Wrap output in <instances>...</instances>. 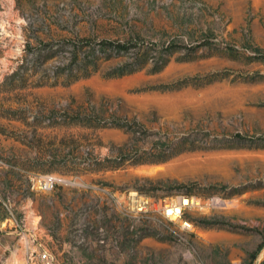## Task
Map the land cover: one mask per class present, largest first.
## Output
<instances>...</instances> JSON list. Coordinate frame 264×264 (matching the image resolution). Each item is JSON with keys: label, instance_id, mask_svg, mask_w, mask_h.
<instances>
[{"label": "rangeland", "instance_id": "rangeland-1", "mask_svg": "<svg viewBox=\"0 0 264 264\" xmlns=\"http://www.w3.org/2000/svg\"><path fill=\"white\" fill-rule=\"evenodd\" d=\"M103 40L149 55L53 83ZM131 190L224 203L186 211V229L131 210ZM43 249L55 264H264V0H0V264Z\"/></svg>", "mask_w": 264, "mask_h": 264}, {"label": "built area", "instance_id": "built-area-1", "mask_svg": "<svg viewBox=\"0 0 264 264\" xmlns=\"http://www.w3.org/2000/svg\"><path fill=\"white\" fill-rule=\"evenodd\" d=\"M56 181V177L47 176L43 180V188H51ZM126 201L128 207L135 212H160L170 220H180L186 229L194 227L193 220L184 217L186 211L192 209L208 210L224 203V200L217 196L202 198L194 195H180L176 199L155 198L138 190L129 191ZM38 260L40 264H55L56 258L48 249H43L38 254Z\"/></svg>", "mask_w": 264, "mask_h": 264}, {"label": "trees", "instance_id": "trees-1", "mask_svg": "<svg viewBox=\"0 0 264 264\" xmlns=\"http://www.w3.org/2000/svg\"><path fill=\"white\" fill-rule=\"evenodd\" d=\"M98 46H92L91 50L89 52H85L83 58L79 62L78 65H74L72 63L68 64L66 68H57V71L54 72V76H56L57 80H55L53 83L56 84L59 82L60 77H64L66 79V84H70L76 80H78L80 77L83 76H89L92 73V70H89L90 67L93 68V70H96V64L99 60L102 59H110L113 57H119L123 56L124 54H131L133 60H127L125 62H122L117 67H115L112 71L109 72L108 76H123L128 73H131L135 70H138L141 68V66H136V63L140 62L142 59H145L147 55H149V48L145 49V53L139 54L138 52H130L131 46L128 42H116V41H106L103 40L97 44ZM170 48L167 46V49ZM75 55H78L77 51H74ZM165 53L163 51H160V64L157 70H160L164 68L168 62L169 58H165ZM147 59V58H146ZM79 72H83V74H78ZM16 73H20V69L17 70Z\"/></svg>", "mask_w": 264, "mask_h": 264}]
</instances>
